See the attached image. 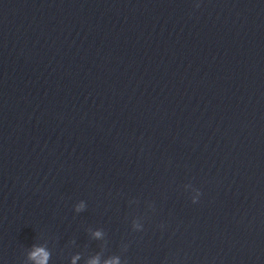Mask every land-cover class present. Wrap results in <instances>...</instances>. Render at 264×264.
Returning a JSON list of instances; mask_svg holds the SVG:
<instances>
[{
    "label": "water",
    "instance_id": "obj_1",
    "mask_svg": "<svg viewBox=\"0 0 264 264\" xmlns=\"http://www.w3.org/2000/svg\"><path fill=\"white\" fill-rule=\"evenodd\" d=\"M44 253L46 264H264V231L116 171L0 148V264Z\"/></svg>",
    "mask_w": 264,
    "mask_h": 264
},
{
    "label": "clouds",
    "instance_id": "obj_2",
    "mask_svg": "<svg viewBox=\"0 0 264 264\" xmlns=\"http://www.w3.org/2000/svg\"><path fill=\"white\" fill-rule=\"evenodd\" d=\"M196 7H199V4H197ZM200 195H201V192H200L199 189H197V195H196L195 197L192 198V203H194V204H195V203H198ZM82 208H83V204L79 205L78 208H77V210L79 211V210H81ZM95 236L99 237V236H101V233H100L99 231H97V232L95 233ZM37 251L43 253V249H38ZM36 255H37L36 252H33V253H32V257H33V258H35ZM47 256H48V254H47V253H44V259L40 262V264H46ZM91 264H98V261L93 260V261L91 262ZM106 264H119V261H118V259H113V260H109V261H107Z\"/></svg>",
    "mask_w": 264,
    "mask_h": 264
}]
</instances>
